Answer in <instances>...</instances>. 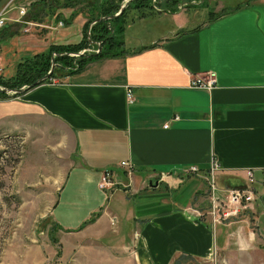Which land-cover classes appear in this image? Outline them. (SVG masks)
Listing matches in <instances>:
<instances>
[{"label":"crops","instance_id":"crops-1","mask_svg":"<svg viewBox=\"0 0 264 264\" xmlns=\"http://www.w3.org/2000/svg\"><path fill=\"white\" fill-rule=\"evenodd\" d=\"M10 1L0 0V12ZM243 1L226 9L217 0L220 16L203 20L190 9L170 13L162 0L153 14L136 12L123 56L0 101L4 125L49 124L68 154L52 207L62 230L132 248L134 264H264V0ZM21 6H9L0 28L3 79L24 59L16 48L25 44L17 35L27 34L15 22ZM208 73L212 90L189 87ZM213 158L220 186H243L253 171L255 227L241 219L213 228L190 211L207 205L205 183L201 174H178L193 166L204 172ZM122 162L134 167L131 175ZM104 171L117 186L108 196L98 188Z\"/></svg>","mask_w":264,"mask_h":264},{"label":"rangeland","instance_id":"rangeland-1","mask_svg":"<svg viewBox=\"0 0 264 264\" xmlns=\"http://www.w3.org/2000/svg\"><path fill=\"white\" fill-rule=\"evenodd\" d=\"M16 1L19 0H11L8 4ZM20 1L31 11L35 0ZM197 1L182 0L178 5L186 3L187 6L181 10L177 6V10H194L192 13L203 20L222 11L217 12V0H202L203 7L195 9ZM87 2L80 0L72 8L59 9L52 16L42 17L41 27L29 26L26 35H17L18 42L25 41L21 49L16 47L24 56L23 61L47 52L48 45L80 43L87 21ZM223 4L230 9L241 6L244 1L223 0ZM138 11L139 7L128 10L127 19L133 18ZM129 37L130 32H125L126 50ZM92 46L85 53H94L96 49ZM17 66L14 70L13 64L7 66L4 75L14 76ZM4 112L0 106V264H134L132 248L116 246L114 241L102 247L86 232H67L58 226L52 207L69 169L68 154L56 144V131L51 125L43 123L37 128L12 130L3 123ZM255 215L244 214L239 220L245 219L255 227Z\"/></svg>","mask_w":264,"mask_h":264},{"label":"trees","instance_id":"trees-1","mask_svg":"<svg viewBox=\"0 0 264 264\" xmlns=\"http://www.w3.org/2000/svg\"><path fill=\"white\" fill-rule=\"evenodd\" d=\"M78 1L80 0H38L32 4V9L28 13L27 19L41 22L42 17L52 16L59 9L72 8L78 3ZM85 1H88V14L86 16L87 21L83 26L84 35L82 41L75 45L52 44L48 48L47 52L36 54L32 58L19 63L16 69V74L12 78L3 79L0 77V87L10 90H18L22 87H27L37 81H40L50 71L53 54H55L53 60L55 68L50 77L43 82H40L39 85L49 83V81L54 78L69 77L81 71L89 63L123 56L126 53V50L124 49V35L126 27L130 22L135 20V18L127 19V11L130 9H137L139 7V11L141 10V13L137 18L147 16L145 15L146 11H148V15L154 13L152 11L154 8L152 0H133L120 16L107 21H99L101 18L112 17L117 14L125 0ZM181 1L182 0H164L165 10L170 13H175L177 11L178 4ZM190 1L192 2L197 0ZM203 5L204 2L201 3L202 7ZM210 14L212 16L213 13ZM220 14L221 13H216L208 19L213 20L218 18ZM91 24L92 26L90 27ZM88 36H90V38H88ZM98 44L101 45V49L97 53H83L79 56H71L79 54L83 50L89 49L90 46L98 50ZM140 50L142 49H139L138 51ZM19 96V94H6L0 92V101L14 99ZM97 216L98 214L94 215L81 227L85 224L93 222Z\"/></svg>","mask_w":264,"mask_h":264},{"label":"built area","instance_id":"built-area-1","mask_svg":"<svg viewBox=\"0 0 264 264\" xmlns=\"http://www.w3.org/2000/svg\"><path fill=\"white\" fill-rule=\"evenodd\" d=\"M157 0H153V7L155 10H158ZM9 5H6L3 10L0 12V28H3L6 24L7 13L9 12ZM187 6L186 3L178 5V8L184 9ZM29 9L27 6H21L18 9V17L15 22L19 23L22 27L24 33L30 31V27H41L37 22L28 20ZM59 25L62 26L63 23L59 22ZM30 26V27H29ZM87 50V49H86ZM86 50L80 52L81 54L85 53ZM97 53V51H95ZM55 57V54H53ZM76 56V55H71ZM3 67L0 65V77L2 76ZM50 84L59 85L60 82L57 79H51ZM216 85L215 75L213 73H208L204 76L193 77L190 81L189 87L191 89L197 90H212ZM127 99L131 100L130 91H127ZM166 128V126H165ZM122 168L125 169L127 175H131L134 171V167L128 162H122L120 164ZM222 172V168L216 159H212L209 164V167L204 171L198 167H189L188 169L183 170L178 175H198L201 174L203 180L206 184V193L205 198L207 205L203 210L189 207L190 211L194 212L197 217L207 219L209 224L215 228L219 224H230L239 220L240 216L244 214H254L256 213V200L258 199V192L255 188L257 183L256 178L252 170L245 171L246 184L240 187H228L220 186L218 183V175ZM263 182H264V171H262ZM163 176V175H161ZM116 183L112 177L110 171H104L101 175V179L98 183V188L106 195H110L113 190L116 188ZM111 224L115 222L114 218H111Z\"/></svg>","mask_w":264,"mask_h":264},{"label":"water","instance_id":"water-1","mask_svg":"<svg viewBox=\"0 0 264 264\" xmlns=\"http://www.w3.org/2000/svg\"><path fill=\"white\" fill-rule=\"evenodd\" d=\"M132 1H133V0H125L124 3H123L122 6H121L119 12H118L117 14H115V15L112 16V17L101 18V19H99V21H107V20H109V19H112V18H115V17L120 16V15L123 13V11L126 9V7H127ZM93 24H94V23H93ZM91 26H92V24L90 25V27H91ZM90 27H89V29H90ZM98 47H99V48H98V51H97V52H99L100 49H101L100 44L98 45ZM75 55H76V56H79V55H81V53H79V54H75ZM53 60H54V56H52V59H51V61H52V65H51L50 71H49V72L47 73V75H46L45 77H43L40 81H37L36 83H34V84L31 85V86L23 87V88L18 89V90H10V89H6V88H1V87H0V92H2V93H6V94H22L24 91L29 90V89H31V88H33V87L39 85L40 82H43L44 80L48 79V78L50 77L52 71L54 70V68H55V64H54V61H53ZM150 183H151V182H150Z\"/></svg>","mask_w":264,"mask_h":264},{"label":"flooded vegetation","instance_id":"flooded-vegetation-1","mask_svg":"<svg viewBox=\"0 0 264 264\" xmlns=\"http://www.w3.org/2000/svg\"><path fill=\"white\" fill-rule=\"evenodd\" d=\"M162 0H157L156 2H157V5H159L158 3H160ZM203 1L201 0V1H198V3L196 4V6H201V3H202ZM152 5H153V3H152ZM190 5V4H189ZM192 6V5H191ZM193 6H195V5H193ZM202 7V6H201ZM99 45V44H98ZM101 46V45H100ZM96 51H98V50H96Z\"/></svg>","mask_w":264,"mask_h":264}]
</instances>
